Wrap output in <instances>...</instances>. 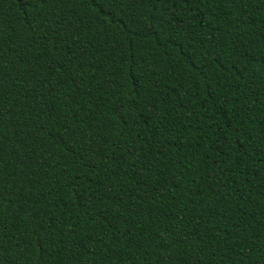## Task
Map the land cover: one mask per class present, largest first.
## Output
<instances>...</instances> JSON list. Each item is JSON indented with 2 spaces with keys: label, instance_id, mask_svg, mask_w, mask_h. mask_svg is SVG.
I'll use <instances>...</instances> for the list:
<instances>
[{
  "label": "trees",
  "instance_id": "trees-1",
  "mask_svg": "<svg viewBox=\"0 0 264 264\" xmlns=\"http://www.w3.org/2000/svg\"><path fill=\"white\" fill-rule=\"evenodd\" d=\"M0 264H264V0H0Z\"/></svg>",
  "mask_w": 264,
  "mask_h": 264
}]
</instances>
